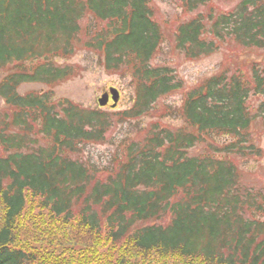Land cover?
Instances as JSON below:
<instances>
[{"label":"trees","instance_id":"16d2710c","mask_svg":"<svg viewBox=\"0 0 264 264\" xmlns=\"http://www.w3.org/2000/svg\"><path fill=\"white\" fill-rule=\"evenodd\" d=\"M181 2L193 12L211 0ZM87 11L110 22L91 45L103 67L130 70L135 98L129 117L150 112L159 97L181 87L168 66L151 63L162 30L149 0H0V67L18 63L0 80V97L19 108L0 113V264H124L126 257L167 255L183 264H264V222L253 214L263 206L240 184L233 160L246 148L254 151L246 145L251 122H264V65L236 66L203 80L183 102L189 129L149 125L102 175L103 168L76 155L85 142L106 138L105 113L68 100L52 103L41 91H17L23 83L52 86L72 76L71 67L52 58L74 53ZM227 43L264 52V0L198 13L175 33V47L189 59ZM33 60L41 61L22 65ZM253 97L257 104L248 102ZM28 110L36 112V133L48 144L28 138ZM207 133L222 142L214 137L210 151L188 156ZM27 197L44 211L37 216L42 226L24 213ZM25 223L33 236L21 231ZM68 229L78 237L67 236ZM107 245L104 255L100 247ZM58 247L60 253L48 250Z\"/></svg>","mask_w":264,"mask_h":264},{"label":"rangeland","instance_id":"374dc122","mask_svg":"<svg viewBox=\"0 0 264 264\" xmlns=\"http://www.w3.org/2000/svg\"><path fill=\"white\" fill-rule=\"evenodd\" d=\"M239 0H211L206 5L198 7L196 11L189 12L185 10L181 0H149V6L152 9L154 20L158 22L162 30V42L154 57L151 60L153 65H166L173 70L175 76L180 80L181 87L173 90L166 95L159 97L153 104V108L146 114L129 117L126 112L134 104L135 92L131 84V75L129 69L120 71H111L103 67L101 63V54L91 46L95 43L98 33L104 32L108 28L109 21L98 20L92 16V13L86 12L84 17L79 21L80 30L78 40L75 42V51L71 55H58L52 58L55 65L69 66L72 68L73 74L67 79L61 80L52 86L45 85L40 82H31L21 84L17 91L19 94H30L31 92L41 91L48 95L53 103L68 100L75 103L83 109H95L105 113V117L110 124L105 134V139L97 142H85L80 146L77 157L84 159L89 164L103 168L99 171L102 175L106 174L105 170L114 163L117 164V158L125 145L131 141L140 140L146 129L151 124L167 128H187L186 122L182 116L183 102L186 94L194 91L200 86V83L210 76L220 72L228 71L241 67L247 69L252 63L258 62L264 65V52L258 49H244L242 47L235 48L228 43L218 52L208 56H202L197 59L187 58L180 50L175 47V33L178 25L183 21L189 20L198 13L207 15L210 11L227 12L232 9ZM94 39V40H92ZM89 42V46L87 43ZM41 60L25 61L22 65L32 66ZM18 65L17 62L10 63L0 67V80L13 71ZM117 88L120 91V99L115 107L110 104L99 107L97 98L108 91L109 88ZM258 98H250L249 103L257 104ZM19 111L13 106L6 103L0 97V113L8 114L13 111ZM59 110V106L56 108ZM27 121L33 126L30 138H37L41 144H48V138L37 135L36 112L27 111ZM191 129V128H190ZM193 130V129H191ZM250 139L246 145L253 144L254 151L251 153L247 148L241 154L233 157L238 174L240 176V184L245 188L252 189L257 193L259 201H261L263 209L254 210L253 214L256 218L264 222V122L260 118H255L249 129ZM214 136L211 133L203 134L201 140L193 147L187 150L188 156L202 155L212 148ZM215 139V138H214ZM222 137L215 139V142L221 143ZM74 158V156H73ZM25 207L26 216L34 217L37 222L38 215L41 211L35 206L36 201L32 197H27ZM25 200V203H26ZM0 206V217L2 215ZM1 219V218H0ZM32 224V220H26ZM26 224L21 228L22 232L33 236L32 228L28 229ZM58 225V223H57ZM42 226V225H41ZM59 231H61L59 229ZM67 236H76L71 230H66ZM41 243V242H40ZM39 244L26 243L29 247H41ZM56 243V241L54 242ZM57 244V243H56ZM32 245V246H31ZM110 245L101 246L102 254H109ZM118 252V247L111 248ZM49 251L60 253L61 247L56 249L48 248ZM115 251L113 253H115ZM116 256V255H115ZM124 264H183L171 255L165 257H157L155 260H142L137 257H126Z\"/></svg>","mask_w":264,"mask_h":264},{"label":"water","instance_id":"95a60500","mask_svg":"<svg viewBox=\"0 0 264 264\" xmlns=\"http://www.w3.org/2000/svg\"><path fill=\"white\" fill-rule=\"evenodd\" d=\"M109 92H110V94H111L112 100L114 101L113 106H115V104L117 103L118 98H119L118 90L115 89V88H110V89H109ZM107 101H108V93H107V92L103 93V94L98 98V103H99L100 106H104V105H106Z\"/></svg>","mask_w":264,"mask_h":264},{"label":"flooded vegetation","instance_id":"af4514ba","mask_svg":"<svg viewBox=\"0 0 264 264\" xmlns=\"http://www.w3.org/2000/svg\"><path fill=\"white\" fill-rule=\"evenodd\" d=\"M109 103H112L111 98H109L108 104H109Z\"/></svg>","mask_w":264,"mask_h":264}]
</instances>
